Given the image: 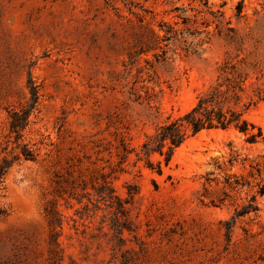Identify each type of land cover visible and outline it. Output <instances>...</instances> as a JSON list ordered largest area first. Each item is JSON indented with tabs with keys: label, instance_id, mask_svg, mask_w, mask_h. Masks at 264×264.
<instances>
[{
	"label": "rangeland",
	"instance_id": "rangeland-1",
	"mask_svg": "<svg viewBox=\"0 0 264 264\" xmlns=\"http://www.w3.org/2000/svg\"><path fill=\"white\" fill-rule=\"evenodd\" d=\"M207 6L0 0L1 145L9 139V110L30 99L29 80L38 94L21 139L36 158H21L0 183V264H264V141L250 144L232 128L203 130L161 173L135 162L134 152L124 161L117 154L121 141L137 150L168 117L190 109L237 54L259 61L245 98L264 90V0ZM210 10L233 31L219 32ZM168 29L192 49L186 53L179 42L167 48ZM246 117L264 133V98ZM101 173L121 198L134 192L128 229L116 236L109 208L91 187ZM252 198L256 209L231 222ZM50 206L61 218L54 230Z\"/></svg>",
	"mask_w": 264,
	"mask_h": 264
},
{
	"label": "trees",
	"instance_id": "trees-1",
	"mask_svg": "<svg viewBox=\"0 0 264 264\" xmlns=\"http://www.w3.org/2000/svg\"><path fill=\"white\" fill-rule=\"evenodd\" d=\"M191 1H197L209 8L207 6L208 0ZM241 4L242 2L239 1L237 5L238 13L241 11ZM211 13L213 14V11ZM213 17V22L219 32H222L224 27H226L225 29L228 32L233 31L232 27L228 26L229 22H224L222 13H214ZM190 19V16H182V22L185 24L189 23ZM166 33L163 41L167 48L171 43L179 42L181 49L186 53L192 49L191 43H186L183 38L181 40L179 35L171 33V30H166ZM227 37L238 50H244V42L236 40L232 34ZM168 51L167 49L162 52L163 61L167 59L166 54ZM258 71L259 61L256 58H250L249 56L239 57V54H237L233 58L224 60L219 67L215 84L206 92L199 94L190 109L176 117H168L165 122L155 128L153 133L145 136L137 150L128 147L124 141H121L119 151H117L121 161L126 160L134 152L135 162L143 161L147 167L157 173H161L162 163L167 165L177 148L187 139L203 130L232 128L243 134L245 141L250 144L264 141V133L261 127L246 117L248 110L264 98V90L260 88H256L252 95H248L245 98L247 83L251 79L252 74H255V78L258 77ZM28 85L30 92L29 101L24 106L11 109L8 112L9 139L5 145L0 143V183L3 182L8 168L21 158L26 160H35L36 158V153L26 143H21L22 132L29 122V116L35 108L38 99L36 86L30 80ZM9 143L14 144V146L9 148ZM15 148H19V152H15ZM155 155L160 158L153 162L151 157ZM99 179L101 181L98 186H94V184L91 186L94 189L93 195L96 196V202L103 201L106 207L109 208V214H111L109 225L116 236L121 234L123 229H128L126 204L130 202L134 192L128 191V198H121L114 193L106 173H101L95 178V180ZM56 183L60 187L59 182L56 181ZM57 191L61 193L59 188H57ZM258 193H264V182L260 184ZM87 194L88 201L94 203L91 193ZM253 198L248 204L235 212L231 222L236 217L256 209ZM78 202H81L80 198H78ZM86 206L88 204L84 205V207ZM94 206L98 208L97 204H94ZM46 213L48 223L54 230L56 225L61 224L60 213L54 206L47 208ZM54 233L53 231L52 235Z\"/></svg>",
	"mask_w": 264,
	"mask_h": 264
}]
</instances>
